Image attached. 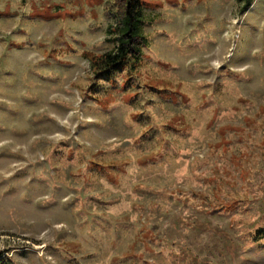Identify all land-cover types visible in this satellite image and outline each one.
<instances>
[{
	"label": "rangeland",
	"instance_id": "1",
	"mask_svg": "<svg viewBox=\"0 0 264 264\" xmlns=\"http://www.w3.org/2000/svg\"><path fill=\"white\" fill-rule=\"evenodd\" d=\"M0 0L10 264H264V0Z\"/></svg>",
	"mask_w": 264,
	"mask_h": 264
},
{
	"label": "trees",
	"instance_id": "2",
	"mask_svg": "<svg viewBox=\"0 0 264 264\" xmlns=\"http://www.w3.org/2000/svg\"><path fill=\"white\" fill-rule=\"evenodd\" d=\"M250 4L252 0H238ZM116 7L114 23L109 25L106 33L113 36L115 46L113 50L105 52L92 62L98 75L108 76L123 69L126 60H136L140 54V48L146 40L138 29L141 17V0H113ZM8 251H0V264H10L7 257Z\"/></svg>",
	"mask_w": 264,
	"mask_h": 264
}]
</instances>
